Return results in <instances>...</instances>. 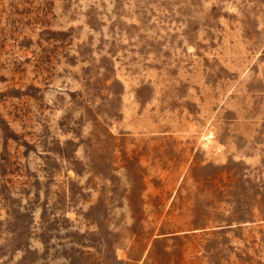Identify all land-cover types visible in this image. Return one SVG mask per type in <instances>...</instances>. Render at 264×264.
Masks as SVG:
<instances>
[{"label": "rangeland", "instance_id": "obj_1", "mask_svg": "<svg viewBox=\"0 0 264 264\" xmlns=\"http://www.w3.org/2000/svg\"><path fill=\"white\" fill-rule=\"evenodd\" d=\"M0 264H264V0H0Z\"/></svg>", "mask_w": 264, "mask_h": 264}]
</instances>
